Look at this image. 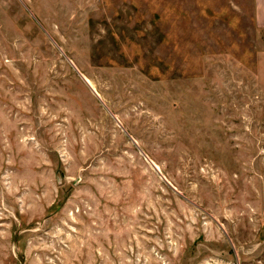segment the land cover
Returning <instances> with one entry per match:
<instances>
[{"label":"rangeland","instance_id":"obj_1","mask_svg":"<svg viewBox=\"0 0 264 264\" xmlns=\"http://www.w3.org/2000/svg\"><path fill=\"white\" fill-rule=\"evenodd\" d=\"M0 264H264L253 0H0Z\"/></svg>","mask_w":264,"mask_h":264},{"label":"crops","instance_id":"obj_2","mask_svg":"<svg viewBox=\"0 0 264 264\" xmlns=\"http://www.w3.org/2000/svg\"><path fill=\"white\" fill-rule=\"evenodd\" d=\"M255 9V19L260 26H264V0H253Z\"/></svg>","mask_w":264,"mask_h":264},{"label":"water","instance_id":"obj_3","mask_svg":"<svg viewBox=\"0 0 264 264\" xmlns=\"http://www.w3.org/2000/svg\"><path fill=\"white\" fill-rule=\"evenodd\" d=\"M151 162V165H152V167L155 169V170H157V172H159V169H158V167L152 162V161H150ZM160 173V172H159ZM161 177H163L164 178V176H162L161 175ZM164 180L166 181V183L168 184V185H170L173 189H175L170 183H168V181L164 178Z\"/></svg>","mask_w":264,"mask_h":264}]
</instances>
